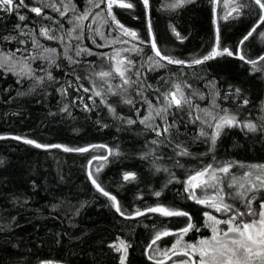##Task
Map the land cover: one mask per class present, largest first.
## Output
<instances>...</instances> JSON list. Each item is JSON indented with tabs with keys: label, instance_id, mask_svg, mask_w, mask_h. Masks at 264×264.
Listing matches in <instances>:
<instances>
[{
	"label": "snow or ice",
	"instance_id": "1",
	"mask_svg": "<svg viewBox=\"0 0 264 264\" xmlns=\"http://www.w3.org/2000/svg\"><path fill=\"white\" fill-rule=\"evenodd\" d=\"M0 80L12 81L0 102L31 97L72 133L9 127L0 142L79 156L91 192H59V168L54 184L29 177L9 192L0 264H19L12 237L37 195L32 214L60 224L56 247L90 264H264V0H0ZM79 117L111 141L85 140ZM94 206L100 221L82 228Z\"/></svg>",
	"mask_w": 264,
	"mask_h": 264
},
{
	"label": "trees",
	"instance_id": "2",
	"mask_svg": "<svg viewBox=\"0 0 264 264\" xmlns=\"http://www.w3.org/2000/svg\"><path fill=\"white\" fill-rule=\"evenodd\" d=\"M160 26L163 28V21H161ZM204 38V33H200L194 39L190 38V42H187L188 47H195ZM9 83H12V81L4 82L0 80V89L8 87ZM254 89L256 94H258L260 90L258 82L254 84ZM52 103L54 104L55 101ZM17 110L22 111L20 118L10 115V113ZM52 110L55 111V108ZM44 111V108L37 105L31 97L23 98L19 106L0 102V129L11 127L17 132H29L36 129L38 130L36 135H43L45 139L53 140V142H64L68 140L72 135L68 126L61 125L57 121L50 122L45 118ZM77 115L79 116V114ZM42 120L49 124L47 130L41 128ZM78 126L88 132L85 140L92 142H110L112 139V136L107 130L97 132L91 123L84 122L83 117H79ZM224 147H230L228 141H225ZM193 150L202 151L203 149L194 148ZM0 156L5 157L7 160L6 166L0 168V182L7 178V186L0 183V214L4 213L6 208L11 207L10 200L5 201V196L9 192L17 189L27 190L29 177L37 179L38 182L44 179L54 184V178L57 175L58 168L62 170L68 181L67 187H61L58 189L59 192L67 193L70 188L72 193L82 199H87L91 195L90 189L83 178L80 167L83 161L79 156L64 154L55 150L52 153H45L40 150L31 149L28 146L17 145L15 142H0ZM114 172V169L112 172H109L107 178L112 179ZM45 203L46 197L37 195L34 197V203L29 206L28 210H20L22 214L19 222L24 227L17 229L12 239L14 241L22 240L21 252L23 254L17 256L16 260L19 264H23L25 260L28 261V264H35L38 258H67L70 264H90L88 257L83 252L79 256L69 255L66 248L58 249L56 247L51 232L59 230V222H53L47 219L48 212H41L38 215L32 214L36 209L42 208ZM12 214L15 215L16 212L13 211ZM102 214L103 210L98 211L94 206L85 212L79 219V223L82 228H90L94 222L100 221ZM26 218L35 225V229L26 222ZM5 222V220H0V224ZM5 242L4 237L0 235V243ZM67 243L68 241L65 239V244ZM80 247L86 249L84 245ZM72 248L75 250L77 246L73 244ZM29 249H31V252L28 251ZM10 252L11 249L8 252L0 253V256L7 258ZM97 259L99 264H107L105 259L100 257H97Z\"/></svg>",
	"mask_w": 264,
	"mask_h": 264
}]
</instances>
